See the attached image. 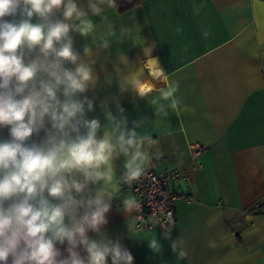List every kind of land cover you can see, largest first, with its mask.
Returning a JSON list of instances; mask_svg holds the SVG:
<instances>
[{
  "label": "crops",
  "instance_id": "obj_1",
  "mask_svg": "<svg viewBox=\"0 0 264 264\" xmlns=\"http://www.w3.org/2000/svg\"><path fill=\"white\" fill-rule=\"evenodd\" d=\"M77 3L87 7V0ZM53 19H62V13L57 11ZM90 21L98 32L107 31L106 21H111L117 36L120 27L131 35L112 38L108 49L93 47L97 83L81 94L94 101L86 118L98 119L103 128L108 123L107 105L117 119L126 118L129 129L142 122L136 131L150 134V153H161L151 160L156 172L188 166L190 142L204 146L202 168L189 170L190 188L175 184L181 191L190 190L193 199L175 201L178 221L168 238L159 226L136 229L133 212L123 211L124 202L135 199L118 183L123 156L114 162L116 180L109 184L114 197L102 231L130 251L133 264H264V0H143L124 12L106 9ZM70 35L83 57L91 38ZM138 36L143 45L136 42ZM148 46L167 82L152 81L154 89L146 98L131 89L121 92L116 69L124 71V65L118 64L119 55L138 68ZM144 78L151 79L147 70ZM161 89H175L173 95L180 101L166 118L156 116L158 104L152 103ZM102 134L101 130L98 135ZM44 136L42 130L26 143H39ZM9 139V128H0V141ZM88 234L98 238L94 232ZM152 238L160 243L159 252L149 247ZM173 241L185 257L173 252ZM57 247L67 255L66 245Z\"/></svg>",
  "mask_w": 264,
  "mask_h": 264
},
{
  "label": "clouds",
  "instance_id": "obj_2",
  "mask_svg": "<svg viewBox=\"0 0 264 264\" xmlns=\"http://www.w3.org/2000/svg\"><path fill=\"white\" fill-rule=\"evenodd\" d=\"M113 8L116 0H87L86 8L77 0H0V128L8 127L11 137L0 141V264H108L109 258L111 264H133L130 251L102 231L114 197L109 189L116 180L114 162L125 158L118 183L130 184L161 153H150V134L136 131L142 122L129 129L126 118L117 119L105 105L108 123L102 128L98 119L86 118L94 101L81 98L97 83L93 47L108 49L112 38L131 35L120 27L117 36L111 21H106L107 31L98 32L90 21ZM57 11L62 19H53ZM71 32L91 38L83 57L74 49ZM135 39L143 45L139 36ZM151 52V46L144 47L146 60L138 68L119 55L121 92L131 89L146 98L152 81L167 82ZM69 63L75 67H66ZM145 70L151 79L144 78ZM174 91L161 89L152 100L158 104L156 116L166 118L178 109ZM42 130L39 143H26ZM123 211L139 212L140 205L125 201ZM169 235L165 230V238ZM58 244L66 245L67 255ZM149 247L161 250L156 238ZM171 247L179 257L187 255L178 251L177 241Z\"/></svg>",
  "mask_w": 264,
  "mask_h": 264
},
{
  "label": "built area",
  "instance_id": "obj_3",
  "mask_svg": "<svg viewBox=\"0 0 264 264\" xmlns=\"http://www.w3.org/2000/svg\"><path fill=\"white\" fill-rule=\"evenodd\" d=\"M188 150V166L169 167L156 172L154 165L150 164L146 173L130 184H123L125 189L134 194V202L140 205V211L133 212L136 229L148 230L155 226L163 230L170 229L178 221L175 201L180 198L186 201L193 199L190 190L181 191L175 184L183 183L185 187L190 188L189 170L199 171L202 168L201 155L204 146L199 141H192L188 144Z\"/></svg>",
  "mask_w": 264,
  "mask_h": 264
},
{
  "label": "trees",
  "instance_id": "obj_4",
  "mask_svg": "<svg viewBox=\"0 0 264 264\" xmlns=\"http://www.w3.org/2000/svg\"><path fill=\"white\" fill-rule=\"evenodd\" d=\"M143 0H116L117 12H124L127 11L138 4H140Z\"/></svg>",
  "mask_w": 264,
  "mask_h": 264
}]
</instances>
